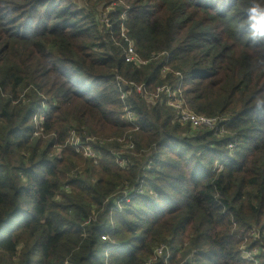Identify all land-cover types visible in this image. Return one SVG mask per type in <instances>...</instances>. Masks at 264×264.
Wrapping results in <instances>:
<instances>
[{
	"label": "trees",
	"instance_id": "1",
	"mask_svg": "<svg viewBox=\"0 0 264 264\" xmlns=\"http://www.w3.org/2000/svg\"><path fill=\"white\" fill-rule=\"evenodd\" d=\"M79 1L0 0V263L146 264L164 245L170 264L193 251L195 264H249L244 239L264 253V39L247 31L264 17L247 12L264 0H121L106 25ZM122 34L145 64L125 61ZM174 72L188 107L218 116L222 134L182 126L133 91L140 129L121 121L116 75L155 89ZM132 130L133 150L104 146ZM71 132L95 138L97 166L72 149ZM113 151H127L125 168ZM116 192L132 199L121 213Z\"/></svg>",
	"mask_w": 264,
	"mask_h": 264
},
{
	"label": "built area",
	"instance_id": "2",
	"mask_svg": "<svg viewBox=\"0 0 264 264\" xmlns=\"http://www.w3.org/2000/svg\"><path fill=\"white\" fill-rule=\"evenodd\" d=\"M122 36H124V34H122ZM124 50H126L125 51L126 62L134 63L135 65L145 64V62L140 61L138 55L134 52V47L131 42L127 41V46L124 48ZM167 57H168V54L165 52L157 56H153L152 59L157 60V59L164 58L166 62ZM173 74L175 77H177V80L174 84H168V85L157 87L151 93H146V89L142 85H137L134 82L125 81L120 76H116L117 78L116 83H117V88L119 92V99L124 105V109H123L124 123L132 126V128L135 131L139 130L141 126L135 114L126 105L127 98L130 95V93L133 91L136 94L141 95V97H144L146 101L148 102L159 103L161 105H164L170 108L173 113L174 121L182 126L188 125L192 129L197 130V131L203 130L205 128L214 129L216 132H219L220 134H222L223 130L220 129L218 131V127H217V124L219 122L218 118L207 119L204 116L195 114L188 107L186 98H185V88H184L185 76H182L178 72H174ZM43 118H44V114H40L35 119L38 122H41ZM71 134L73 136L75 135L74 132H71ZM90 141L91 139H86L85 143H83L81 142V139L79 138L76 142H69V144L72 147V149H74L77 153L82 154L86 159H89L95 164H98L99 150L97 148L95 149L92 148V146L90 145ZM101 144L102 142L100 143V145ZM126 147L128 150L134 149V145L131 142H129ZM123 157L125 156L124 155L116 156L117 158L116 164L120 168L126 167V157L125 158ZM150 168H151V162H148L146 165V170H150ZM138 190L142 191L141 187H139ZM128 198H131V197L127 196V194L124 193L122 198L119 200V203L121 201H125V199H128ZM251 236L253 238H256V235L254 232L251 233ZM153 254H154V258L150 259L146 264H152L158 259L161 260L162 264L169 263L170 250L167 246L161 245L160 247L154 250ZM195 254H196V251H193L182 264H195L194 263ZM260 255H264L261 247L257 245L250 246L248 239H244V242L240 248L241 259L244 262H247L249 264H260V261L258 262L257 260V257Z\"/></svg>",
	"mask_w": 264,
	"mask_h": 264
},
{
	"label": "rangeland",
	"instance_id": "3",
	"mask_svg": "<svg viewBox=\"0 0 264 264\" xmlns=\"http://www.w3.org/2000/svg\"><path fill=\"white\" fill-rule=\"evenodd\" d=\"M81 4H85L86 2H88V4H89V6L91 7V9H93V8H98V9H100L101 10V13L100 14H98L97 15V22H98V25H106V24H109V19H108V17H109V15L114 11V9L115 8H117V7H121V6H123L124 5V2L123 1H121V0H105V1H103V2H101L99 5H98V3H96V0H80L79 1ZM75 3H76V1H75ZM143 3H147L146 1H144ZM148 5H149V3H148ZM126 6V5H125ZM151 7L153 6V5H150ZM127 10V9H126ZM126 11H124V13H125ZM101 14H103V16L102 17H100L101 16ZM106 23V24H105ZM101 28V27H100ZM102 29V28H101ZM106 33V32H105ZM122 33H124L123 31H122ZM125 39H126V37L125 36H123ZM127 41H129L128 39H126L125 40V42H127ZM130 42V41H129ZM116 44H118V43H116ZM134 47V46H133ZM125 51L126 50H124L123 49V52H122V56H123V58L125 59ZM134 52H135V50H134ZM126 61V60H125ZM141 61V60H140ZM129 63V62H128ZM135 66H140V65H135ZM116 76H118V75H116ZM115 79L117 80V78L115 77ZM172 83V81H170L169 83H166V84H164V85H168V84H171ZM153 90H154V88L153 89H149V88H146V93H151V92H153ZM153 104H155V103H153ZM204 117H206L207 119H214V118H217V117H207V116H205V115H203ZM219 116L220 117H222V115H220L219 114ZM121 118V121L124 123V118H123V114H122V116L120 117ZM135 132V131H128L125 135H124V133L122 134V135H120V136H117V137H109V138H111V139H113L115 142V144H117L118 145V147H114L113 146V144L112 143H108L107 142V140H101V139H103V138H101V139H98L99 141H101L102 142V144L101 145H103L104 144V141H106L107 142V144L106 145H104L105 147H107V148H110V149H113V148H118V149H121V146L123 145V149H124V147L125 146H127V143H129L130 141L132 142V134ZM124 135V136H123ZM184 135L185 136H187V137H191V136H193V133L190 131H188V133L187 132H185L184 133ZM129 138H131L130 139V141H129ZM79 139V137L78 136H76V134L73 136L72 134H71V137H70V139H69V141L70 142H76L77 140ZM95 139V138H94ZM111 139H108V140H111ZM97 140V139H96ZM136 142L137 143H139V144H141L142 146H147V144L149 143V140L148 139H146V138H142V136L141 137H138V136H136ZM129 141V142H128ZM94 140L93 139H91V141H90V144H94ZM125 143V144H124ZM100 145V146H101ZM114 150V149H113ZM99 151H100V149H99ZM197 151V150H196ZM196 151H193L195 154H196ZM60 152V150H58V148H53V150H52V153H54L53 155L54 156H56L58 153ZM113 153V155H114V157H116L117 155H126L127 154V151H123V154H119V153H117V152H115V151H113L112 152ZM82 155V154H81ZM82 157L83 158H85L83 155H82ZM172 157H176V155L174 154ZM86 159V158H85ZM101 159H103V155H102V153L100 152L99 153V155H98V164H99V162H101L100 160ZM189 159V155L187 156V159L186 160H188ZM89 160V159H88ZM136 160H141V158L140 157H137V158H135L134 159V162L136 161ZM141 163V162H140ZM140 163H138L139 165H140ZM92 164L93 165H95V166H97L98 164H95L94 162H92ZM92 164L90 165V170H92V168H93V166H92ZM80 169V168H79ZM175 174H176V172H175ZM86 177H87V174L85 175ZM94 178V177H93ZM95 179V178H94ZM126 181H128V179H124V180H122L121 181V183H120V185L118 186L119 188L121 187V185L124 183V182H126ZM168 182H169V179L168 178H166V179H164L162 182H161V184H160V188L161 189H163V190H165L166 189V185L168 184ZM127 183H125V185H126ZM117 187V188H118ZM118 188V189H119ZM117 189V190H118ZM122 198V196L121 195H119L117 192L116 193H114V195H113V199L114 200H117L118 202H119V200ZM134 199V198H133ZM131 200L132 199H130V198H128V199H125V202H131ZM119 210H118V212H120V208H121V205H120V203H117L116 205H115ZM24 208H27V207H24ZM121 213V212H120ZM92 219L95 221H97V220H99V218H98V215L97 214H95L94 216H92ZM105 220H106V218H105ZM20 222V218H18V219H16V224L17 223H19ZM14 224V223H13ZM88 224V222L85 224V225H87ZM109 237V236H108ZM106 253H109V250H107V252ZM154 253V252H153ZM156 257H158V256H156ZM152 258H154V254H153V257ZM151 258V259H152ZM0 264H12L11 262H5V263H0ZM168 264H170V263H168Z\"/></svg>",
	"mask_w": 264,
	"mask_h": 264
},
{
	"label": "clouds",
	"instance_id": "4",
	"mask_svg": "<svg viewBox=\"0 0 264 264\" xmlns=\"http://www.w3.org/2000/svg\"><path fill=\"white\" fill-rule=\"evenodd\" d=\"M253 13L260 14L261 17H264V10H262L259 6L250 8L247 12L248 17H251ZM259 23L261 25L260 28H264V18L259 19ZM260 28L256 29L254 32L252 26H250L247 31L248 39L252 41L264 39V30H260Z\"/></svg>",
	"mask_w": 264,
	"mask_h": 264
}]
</instances>
